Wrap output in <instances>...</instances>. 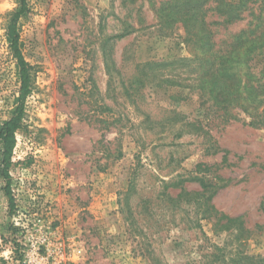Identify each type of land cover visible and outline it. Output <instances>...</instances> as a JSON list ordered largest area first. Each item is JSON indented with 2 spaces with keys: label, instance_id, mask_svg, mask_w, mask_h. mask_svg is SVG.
Segmentation results:
<instances>
[{
  "label": "rangeland",
  "instance_id": "rangeland-1",
  "mask_svg": "<svg viewBox=\"0 0 264 264\" xmlns=\"http://www.w3.org/2000/svg\"><path fill=\"white\" fill-rule=\"evenodd\" d=\"M28 3L18 27L33 85L10 170L14 209L0 179V264L264 258V56L221 71L202 60L249 13L226 27L208 12L210 45L187 41L179 0ZM17 7L0 0V125L20 91L7 38ZM210 206L239 218L230 232L214 231Z\"/></svg>",
  "mask_w": 264,
  "mask_h": 264
},
{
  "label": "trees",
  "instance_id": "trees-1",
  "mask_svg": "<svg viewBox=\"0 0 264 264\" xmlns=\"http://www.w3.org/2000/svg\"><path fill=\"white\" fill-rule=\"evenodd\" d=\"M179 1L181 6L177 10V14L179 20L186 24L187 41L204 43L208 40L209 44L213 45L212 41H210L214 37L211 30L212 24H207L206 22L207 14L210 11L222 20L220 23L215 24L226 27L245 20L246 13H249V17H252L253 20L249 22L248 27L233 35L231 41L225 43L224 48H220L217 51H212L213 48H211L210 54H208L209 57L202 59L212 64V67L216 70L221 71L222 68H227V64L233 60L242 59L244 63H248L252 58L264 56V0ZM17 2L18 7L11 13L7 27V38L10 43V50L17 62L20 91L11 116L0 125V179L6 181V196L11 209L15 208L14 199L10 191V170L14 166L12 157L17 144L16 135L24 128L26 101L32 94L33 85V67L26 60L23 53V43L18 27L21 18L29 13L30 8L28 0H17ZM195 29L196 32H194ZM222 80H225L224 75ZM256 85L257 96L260 97L264 92V62L257 76ZM221 94L225 96L224 92ZM228 97L226 99L218 98L217 100H219L221 106L225 105V108H227V105L232 101ZM263 102L264 100H261V103ZM258 117H260V114L255 115V119ZM259 120L264 125V118H259ZM202 186L206 187V183L202 182ZM181 197L182 194L173 200L179 202ZM207 219L213 223L214 231L216 232L224 230L230 232V229L239 221V218L229 217L217 211L213 206H210ZM14 230L17 229L14 228ZM211 256L219 259V255H216V253H212ZM221 260L226 262V257L223 256ZM241 262L245 264H264V258L245 255L241 258Z\"/></svg>",
  "mask_w": 264,
  "mask_h": 264
}]
</instances>
